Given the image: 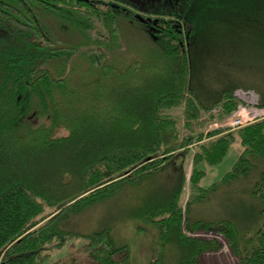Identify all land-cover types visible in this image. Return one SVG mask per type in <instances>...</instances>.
<instances>
[{
	"label": "trees",
	"instance_id": "16d2710c",
	"mask_svg": "<svg viewBox=\"0 0 264 264\" xmlns=\"http://www.w3.org/2000/svg\"><path fill=\"white\" fill-rule=\"evenodd\" d=\"M241 14L264 36V0L180 1L156 14L178 19L156 32L107 1L0 0V264H50L70 239L84 240L87 260L62 264H131L129 245H118L110 228L68 227L74 215L125 191L133 218L157 227L150 264H170L171 256L200 264L222 249L198 231L223 237L238 264H264V117L208 130L238 110L237 89L256 90L264 109V77L205 93L195 82V50L211 44L213 26ZM52 16L71 24L77 39L56 35ZM39 117L47 122H31ZM237 141L233 167L202 185L201 165L219 164ZM177 152L192 161L185 206L182 163L163 192L146 189ZM235 186L254 210L191 218L192 205Z\"/></svg>",
	"mask_w": 264,
	"mask_h": 264
},
{
	"label": "rangeland",
	"instance_id": "374dc122",
	"mask_svg": "<svg viewBox=\"0 0 264 264\" xmlns=\"http://www.w3.org/2000/svg\"><path fill=\"white\" fill-rule=\"evenodd\" d=\"M47 20L56 35L69 41L76 40L79 36L77 30L64 20L53 16ZM248 21L247 16L241 14L238 17L236 15L233 18L229 17L225 20L226 24H216L212 27L214 38L211 44L198 47L195 50V82L200 92L205 93L209 89L219 87L229 81L258 85L263 79L264 36L255 30V26L249 25ZM255 21L257 20L255 19ZM235 94L242 100L238 110L223 121L209 125L208 130L218 126L236 129L240 125L264 117V109L257 107L259 93L256 90L240 88L236 90ZM173 113L180 114L181 112L175 110ZM31 122L35 124L46 123L47 119L44 117L32 118ZM59 133L65 132L63 129H58L56 134ZM194 148L193 146L192 149ZM241 148L239 141H237L219 164L215 166L202 164L201 167L206 170V176L201 182L202 185L209 186L221 179L233 167ZM175 155L166 170L159 174L154 181L152 180L150 186L143 185L142 187H147L146 189L149 191H162L163 185L170 182L169 180H174L182 163L187 173L183 195L185 206L190 195L189 178L192 161L190 155L185 158L180 152ZM157 180L161 183L160 186L157 184ZM131 193V191H125L111 200L102 202L81 214L74 215L70 219L68 227L84 233L110 228L111 235L118 245H129L131 264H150V261L157 255V247L154 241L157 227L133 218L130 214L134 210ZM253 203L254 201L247 195L246 189L241 186L231 187L230 190L224 187L219 196H214L213 200L192 205L190 215L191 218L196 219L215 218L232 212L244 214L246 209L248 212L254 210ZM140 225L146 227L145 232L139 230L138 226ZM194 235L204 238L217 237L223 244L221 250L203 254L200 264H238L236 256L223 237L204 231H198ZM83 243L84 240L80 239L68 240L62 248L54 250L48 263L62 264L72 260L86 261L88 254ZM168 261L170 264H177L172 256Z\"/></svg>",
	"mask_w": 264,
	"mask_h": 264
},
{
	"label": "flooded vegetation",
	"instance_id": "af4514ba",
	"mask_svg": "<svg viewBox=\"0 0 264 264\" xmlns=\"http://www.w3.org/2000/svg\"><path fill=\"white\" fill-rule=\"evenodd\" d=\"M107 1L114 7L123 6L128 10V13L134 16H141L145 19V22L141 21V24L145 25L148 29L155 31H161L169 22H175L178 19L173 17H157L156 14L163 13L164 11L171 12L176 8V5L180 1L184 0H102ZM172 24V23H171Z\"/></svg>",
	"mask_w": 264,
	"mask_h": 264
},
{
	"label": "water",
	"instance_id": "95a60500",
	"mask_svg": "<svg viewBox=\"0 0 264 264\" xmlns=\"http://www.w3.org/2000/svg\"><path fill=\"white\" fill-rule=\"evenodd\" d=\"M138 18H140L142 21L145 22V19H143L141 16H137Z\"/></svg>",
	"mask_w": 264,
	"mask_h": 264
}]
</instances>
